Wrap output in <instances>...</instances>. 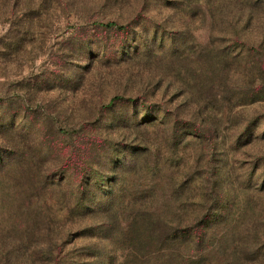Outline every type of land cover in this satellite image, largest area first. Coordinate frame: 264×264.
Returning <instances> with one entry per match:
<instances>
[{"label": "rangeland", "instance_id": "374dc122", "mask_svg": "<svg viewBox=\"0 0 264 264\" xmlns=\"http://www.w3.org/2000/svg\"><path fill=\"white\" fill-rule=\"evenodd\" d=\"M249 2L0 0V264H264Z\"/></svg>", "mask_w": 264, "mask_h": 264}, {"label": "trees", "instance_id": "16d2710c", "mask_svg": "<svg viewBox=\"0 0 264 264\" xmlns=\"http://www.w3.org/2000/svg\"><path fill=\"white\" fill-rule=\"evenodd\" d=\"M251 4V7H258L260 5H263L264 6V0H250L249 2ZM254 11H260V10H264V9H253ZM106 27L108 28H113V27H117L116 24L114 23H110L108 25H106ZM239 44L241 46V53L239 54L240 56L243 55V49L248 47V46H251V49H249L250 52H252V55L253 57H251V61L252 62H255L254 63V66L252 67L253 71L255 73H258L259 74V78H252V85L257 87V88H264L263 83H264V29H263V34L262 36H260V38L257 40V41H249L247 38L245 39H239ZM262 86V87H261ZM116 101V100H114ZM254 103L256 102H260V101H264V95L263 97H261L260 99L256 98L253 100ZM196 237V236H195ZM194 236H192V233L190 234H187L186 230H183L180 232L177 233V235H174L172 236L169 241L172 243V244H176L178 243L179 241H185V242H189L188 244L192 247V245L195 243L194 241ZM195 252L199 253L200 251L198 250H195ZM199 254H203V253H199ZM198 256V255H196ZM194 256V258L196 257ZM95 259L97 258L96 255L93 256ZM99 257V256H98ZM181 257H184V256H181ZM188 258H192L190 256H187Z\"/></svg>", "mask_w": 264, "mask_h": 264}]
</instances>
